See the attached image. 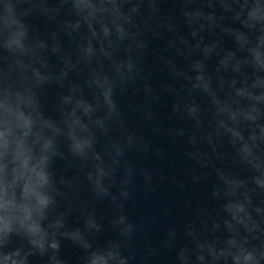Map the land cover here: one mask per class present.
I'll use <instances>...</instances> for the list:
<instances>
[{"label":"clouds","instance_id":"9594fccd","mask_svg":"<svg viewBox=\"0 0 264 264\" xmlns=\"http://www.w3.org/2000/svg\"><path fill=\"white\" fill-rule=\"evenodd\" d=\"M160 3L0 0V264H68L64 241L81 250L79 264H132L131 241L143 229L125 213L138 176L127 156L150 145L126 126L116 95L143 82L144 116L161 131L151 110L161 97L141 64L146 32L160 37V30L172 34L167 49L186 62L161 57L174 81L167 87L176 100L173 115L190 124L168 132L187 137V156L200 167L211 164L217 178L211 195L220 202L219 211L198 209L184 229L187 243L177 246V231L169 228L163 247L176 248L175 264H264V0H182L188 36L160 17ZM65 11L73 19H60ZM34 15L54 29L42 37L26 22ZM223 37L234 47H225ZM71 73L81 81L70 80ZM50 86L63 90L54 115L44 108ZM225 142L230 158L221 151ZM57 159L70 161L83 180L57 176ZM139 175L145 195L154 191V173ZM81 183L91 199L80 198ZM103 201L116 238L101 245L105 218L96 205ZM73 215L79 226L71 225Z\"/></svg>","mask_w":264,"mask_h":264}]
</instances>
